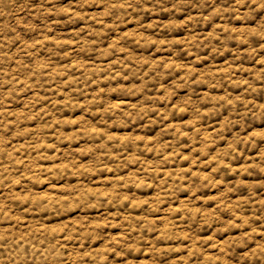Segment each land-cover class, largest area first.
<instances>
[{
    "label": "rangeland",
    "instance_id": "rangeland-1",
    "mask_svg": "<svg viewBox=\"0 0 264 264\" xmlns=\"http://www.w3.org/2000/svg\"><path fill=\"white\" fill-rule=\"evenodd\" d=\"M0 264H264V0H0Z\"/></svg>",
    "mask_w": 264,
    "mask_h": 264
}]
</instances>
